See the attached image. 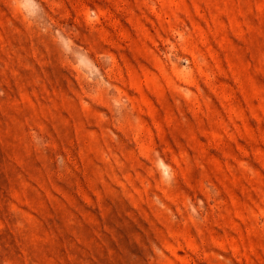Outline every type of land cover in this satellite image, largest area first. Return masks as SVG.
I'll list each match as a JSON object with an SVG mask.
<instances>
[{
	"label": "rangeland",
	"instance_id": "rangeland-1",
	"mask_svg": "<svg viewBox=\"0 0 264 264\" xmlns=\"http://www.w3.org/2000/svg\"><path fill=\"white\" fill-rule=\"evenodd\" d=\"M0 264H264V0H0Z\"/></svg>",
	"mask_w": 264,
	"mask_h": 264
}]
</instances>
